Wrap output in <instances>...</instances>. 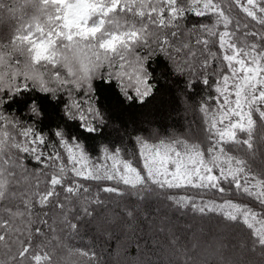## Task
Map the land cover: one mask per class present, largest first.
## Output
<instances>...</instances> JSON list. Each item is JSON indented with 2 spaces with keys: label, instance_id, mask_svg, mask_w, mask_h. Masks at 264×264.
Listing matches in <instances>:
<instances>
[{
  "label": "snow or ice",
  "instance_id": "snow-or-ice-1",
  "mask_svg": "<svg viewBox=\"0 0 264 264\" xmlns=\"http://www.w3.org/2000/svg\"><path fill=\"white\" fill-rule=\"evenodd\" d=\"M27 5L0 0V264H110L133 225L167 264H264V0ZM149 101L193 119H123Z\"/></svg>",
  "mask_w": 264,
  "mask_h": 264
},
{
  "label": "trees",
  "instance_id": "trees-1",
  "mask_svg": "<svg viewBox=\"0 0 264 264\" xmlns=\"http://www.w3.org/2000/svg\"><path fill=\"white\" fill-rule=\"evenodd\" d=\"M2 2L6 6L13 7L17 16H24V18L30 17L34 11L30 5H27V0H2ZM2 30L3 28L0 26V31ZM104 95L107 97L110 94L107 90H104ZM133 114L136 121L135 126H144L143 123H141L143 120L153 118L165 126H174L177 129L183 130L180 115L173 114V116H169V110L161 108L158 101L155 103L149 101L142 107L137 106L124 112L123 119L125 121H131L133 119ZM133 127L134 125L130 123L128 130L132 131ZM107 131L112 132L110 137L111 139H119L116 132L111 129ZM107 131L103 135H107ZM72 135H76L77 137L83 139L85 145L89 146L90 149L98 145L103 139V135L93 137L88 133L82 132V130L76 128L75 126L72 128ZM135 227V225L132 227L124 226L122 233H117V235L121 236V239L114 246L111 257H109L110 264H167V260L165 258L166 253L162 250V248L153 247L149 250L141 248L139 253L135 250L136 236L133 234V229ZM137 227H143L145 233L149 231V229L143 225H137ZM159 239L161 245H163V237H160ZM100 247L105 250L107 255V246L102 241L100 242Z\"/></svg>",
  "mask_w": 264,
  "mask_h": 264
},
{
  "label": "rangeland",
  "instance_id": "rangeland-1",
  "mask_svg": "<svg viewBox=\"0 0 264 264\" xmlns=\"http://www.w3.org/2000/svg\"><path fill=\"white\" fill-rule=\"evenodd\" d=\"M177 115V114H176ZM178 115H180L181 117V120H182V125H184L186 123L187 120H191L193 119V116L192 114L189 112V113H179ZM145 126V125H144ZM144 126H141V127H144Z\"/></svg>",
  "mask_w": 264,
  "mask_h": 264
}]
</instances>
